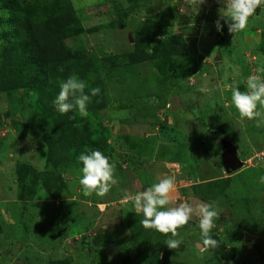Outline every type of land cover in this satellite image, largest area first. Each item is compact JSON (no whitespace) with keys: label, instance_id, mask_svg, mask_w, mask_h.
Returning a JSON list of instances; mask_svg holds the SVG:
<instances>
[{"label":"rangeland","instance_id":"rangeland-1","mask_svg":"<svg viewBox=\"0 0 264 264\" xmlns=\"http://www.w3.org/2000/svg\"><path fill=\"white\" fill-rule=\"evenodd\" d=\"M16 1L45 6L54 0ZM69 3L85 31L66 39V46L95 61L109 92L104 107L87 116L106 140L96 146L72 128L66 133L78 140L52 160L47 139L60 121L42 117L37 106L34 114L41 93L0 91V264H149L158 250L172 264H264V162L231 173L221 158L224 139L240 160L264 149V124L257 126L264 116L241 117L225 88L249 75L264 78L258 71L264 67V7L232 33L224 20L216 29L219 0ZM6 4L0 0V54L15 32ZM154 23L168 32L146 38ZM174 35L184 43L163 53ZM157 49L152 59L142 52ZM239 86L246 90V83ZM83 124L79 118L76 125ZM97 149L115 163L118 180L103 196L86 195L79 184L78 156ZM170 175L176 178L173 206L216 207L218 247L203 245L198 217L177 230L176 238H184L178 249L164 243L171 233L140 223L143 214L127 197Z\"/></svg>","mask_w":264,"mask_h":264},{"label":"trees","instance_id":"trees-1","mask_svg":"<svg viewBox=\"0 0 264 264\" xmlns=\"http://www.w3.org/2000/svg\"><path fill=\"white\" fill-rule=\"evenodd\" d=\"M4 1L9 9V22L14 26L15 32L14 37L9 38V45L0 54V91L12 93L28 88L41 93L38 104H32L34 114L37 115V112H41L42 117L47 120L49 116L51 119L60 121L59 123L56 121L58 128L47 139L50 156L52 154H67L68 148L78 140L66 133L72 128H80L81 137L86 135L88 140H94L93 143L96 146L105 142L104 131L90 123L87 116L82 117L74 111L61 114L53 105V100L60 90V82L73 73L85 79L89 87L99 86L101 89V93L92 98L89 112L104 107L108 98V89L104 86L102 73H98L96 70L95 61H85L81 54L75 53L66 46V39L80 35L85 31L73 5L69 3V0H54L45 6H23L16 0ZM146 32V38H153L159 33L166 34L168 26L154 23L152 29H146ZM178 41L184 43L181 35L170 37L165 42L163 53L168 54L176 50L175 44ZM158 50L152 51L151 54L142 52L144 56L152 59L158 55ZM262 50L264 52V35ZM130 57L132 60L137 58L135 53H130ZM61 67L64 69L63 71L59 70ZM85 91L87 92L88 89ZM36 106L40 108V111H34ZM79 118L84 121L80 127L76 125ZM220 138L222 140L223 136ZM224 143L225 139L221 144V149L224 148ZM43 181L47 183L45 177ZM222 246L223 256L230 260L231 253L224 251V245ZM172 263L174 262L169 260L168 254L161 257L159 250L149 262V264ZM57 264L70 263L66 259H61L57 261Z\"/></svg>","mask_w":264,"mask_h":264},{"label":"clouds","instance_id":"clouds-1","mask_svg":"<svg viewBox=\"0 0 264 264\" xmlns=\"http://www.w3.org/2000/svg\"><path fill=\"white\" fill-rule=\"evenodd\" d=\"M219 19L215 22L217 31H221L223 25L221 20L228 26L229 32L243 31L249 23V18L253 17L257 8L264 7V0H219ZM205 0H199V4ZM63 71L61 67L59 69ZM264 72V67L258 69ZM239 83H246V90H241ZM239 83L226 84L225 88L231 90L230 103L239 112L241 117L249 119L264 116V78L257 75H249ZM59 92L53 100V105L61 114L74 111L82 117L89 114V105L92 98L101 93L99 86L89 87L88 82L78 74L73 73L59 84ZM88 89L86 92L85 90ZM264 124V118L257 120V126ZM82 167L79 184L86 195L96 192L103 196L117 184L115 176V163L110 162L108 156L100 150L83 151L78 156ZM244 163V160H241ZM263 163V162H261ZM260 165H253L258 167ZM248 167L245 164L242 167ZM241 167V168H242ZM236 171H239L236 170ZM236 171H230L236 172ZM260 182L264 183V175L260 176ZM176 188L175 176L165 178L150 184L135 194L127 197L133 202L136 213H142L143 219L140 223L147 229L169 234L164 243L170 249H178L184 238L178 237V229L189 224L193 217H198V228L200 238L206 248H216L219 241L213 238L212 229L218 217V211L212 203L201 202L193 205L189 202H182L173 206L171 193Z\"/></svg>","mask_w":264,"mask_h":264},{"label":"water","instance_id":"water-1","mask_svg":"<svg viewBox=\"0 0 264 264\" xmlns=\"http://www.w3.org/2000/svg\"><path fill=\"white\" fill-rule=\"evenodd\" d=\"M221 158L227 171H236L244 165L243 161L236 155L234 148L228 142L224 145Z\"/></svg>","mask_w":264,"mask_h":264},{"label":"built area","instance_id":"built-area-1","mask_svg":"<svg viewBox=\"0 0 264 264\" xmlns=\"http://www.w3.org/2000/svg\"><path fill=\"white\" fill-rule=\"evenodd\" d=\"M261 162H264V149L255 152L253 156L249 157L247 160L244 161V164L246 166H250L251 164L257 165Z\"/></svg>","mask_w":264,"mask_h":264},{"label":"crops","instance_id":"crops-1","mask_svg":"<svg viewBox=\"0 0 264 264\" xmlns=\"http://www.w3.org/2000/svg\"><path fill=\"white\" fill-rule=\"evenodd\" d=\"M236 172H237V171H236ZM236 172H235V173H236Z\"/></svg>","mask_w":264,"mask_h":264}]
</instances>
